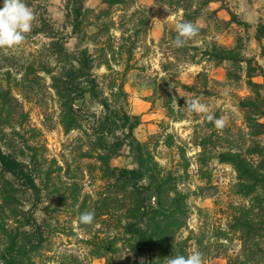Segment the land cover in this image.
<instances>
[{
	"label": "rangeland",
	"instance_id": "obj_1",
	"mask_svg": "<svg viewBox=\"0 0 264 264\" xmlns=\"http://www.w3.org/2000/svg\"><path fill=\"white\" fill-rule=\"evenodd\" d=\"M70 1L25 0L26 4L31 3L28 7L35 15L31 32L26 34L20 46L0 49V87L12 90L25 116H16V130L7 129L1 144L6 152L29 161L35 154L32 149L37 151L39 172L36 173L40 177L37 181L43 190L40 200L18 186L23 209L26 212L35 209L34 242L39 243L41 235L43 237L41 249L32 256V264H112L110 243L113 238L118 239L120 248L113 261L134 264L137 258L125 246L129 237L124 235L122 227L112 220V214L99 217L103 212L100 207L103 206L106 181L102 179L97 160L83 158L91 149L89 138L82 131L65 133L50 76L39 71L41 80L27 93L17 85L33 61L40 69L49 62L51 38L43 33L35 34L43 21L54 27L59 38L66 41L68 37L70 49L76 47L78 38L73 37L67 18ZM135 3L133 8L131 5L114 8L110 19L116 22L128 20L137 9H147L152 20L148 35L137 38V49L131 60L127 56H117L113 65L122 72L129 67L125 87L129 95L127 110L142 120L135 137L167 172L174 175L178 191L187 198V226L180 231L175 243L178 250L182 249L178 253L185 250L188 256L198 251L203 255L204 264H234L245 256L241 233L231 229L233 218L250 203L239 194L240 182L235 168L222 164L219 156L221 153L241 152L252 164L258 165L260 155L251 156L248 149L258 144L264 152V137L247 135L246 114L241 109L243 101L257 96L248 84V61L253 60V67L259 65L264 70V42L261 44L256 39L258 26L264 23V0H224L211 6V11H221L219 19L226 24H221L219 30L216 27L211 29L206 42H202L205 36H198L199 47L205 49L216 42L243 62L217 63L208 56L199 55L195 63L183 65L179 71L180 80L192 90L169 89L175 97L184 99L181 106L180 103L174 104V116L165 107L163 95L155 93V84L166 76L163 65L175 62L174 56L178 53L174 50L170 32L176 30L183 12L161 6L157 0H135ZM85 6L97 12L107 9L102 0H86ZM229 11L236 15L239 24H227L232 20ZM138 18L127 25L129 35H134L133 23L138 24ZM89 19L96 26L101 24L100 28H105L107 23L96 22L94 15ZM242 23H248L250 27L246 28ZM200 25L206 27L202 22ZM87 31L90 36L82 42L83 46L97 57L98 64L103 62L102 51L107 52L112 66V45L118 51L122 47L119 28L113 26L104 30L99 37H96V27ZM166 32L168 38L162 41ZM173 70L169 75L174 73ZM108 73L104 65L96 71L99 76ZM252 81L264 85V75L257 73ZM260 96L264 99V90ZM194 98L208 106L207 113H188L186 101ZM88 107L98 116L103 112L99 105L89 102ZM208 115L223 117L225 127L217 130L214 122L207 119ZM114 164L132 166L126 154ZM85 211L95 213L91 225L79 222ZM103 247L108 250H101ZM256 251L247 256L254 255L253 262H264V256Z\"/></svg>",
	"mask_w": 264,
	"mask_h": 264
},
{
	"label": "trees",
	"instance_id": "obj_2",
	"mask_svg": "<svg viewBox=\"0 0 264 264\" xmlns=\"http://www.w3.org/2000/svg\"><path fill=\"white\" fill-rule=\"evenodd\" d=\"M85 2L86 0H71L67 6V18L72 28V35L78 38L76 47L70 49L67 44L68 37L65 38L66 41L64 38H59L54 27L49 22L43 21L35 34L43 33L51 38L49 62L40 69L33 61L23 75V80L17 85L27 93L28 89L32 91L34 83L41 80L39 71L50 76L51 88L58 97L61 124L65 133L68 135L74 131H82L89 138L91 149L83 155V158L97 160L102 179L106 181L107 187L102 193L103 206L100 207L103 212L99 217L112 214V220L115 219L122 227L124 235L129 237L128 245L125 246L133 251L134 257L137 258L134 264H167V259L174 255L186 256L185 250L178 253L182 249L178 250L175 243L180 231L187 226V198L178 191L174 175L167 172L146 146L135 137V131L142 124V120L140 116H133L127 110L129 95L125 87L129 67L122 72L116 70L113 65L117 56H127L130 60L134 57L137 38L148 35L152 22L151 14L147 9H137L131 13L128 20L116 22L113 18L110 19L112 10L130 5L133 8L136 4L135 0H102L107 9L99 12L87 9ZM157 2L161 6L182 11L180 22L190 21L199 29L198 34L188 40L183 47H174L178 53L174 56L175 62L170 61L163 65L166 76L155 84V93L163 95L165 107L169 114L174 116L176 113L174 104L180 103L181 106L184 99L175 97L169 89L181 87L188 92L192 90L182 85L180 80L179 71L183 65L195 63L199 55L208 56L217 63L243 61L234 56L235 53L219 46L216 42L210 43L205 49L199 47L197 42L198 36L201 35L205 36L202 42H206L211 29L216 27L219 30L221 24H226L219 19L218 15L221 11L210 10L213 4L222 3L224 0H157ZM230 14L232 20L227 24H239L236 15ZM90 15L96 17V22L101 20L107 22L105 28H100L102 26L99 23L98 26L91 23ZM136 17H139L138 24L133 23L132 29L135 33L129 35L130 29H126L127 25ZM200 22L206 27L201 26ZM242 24L246 28L250 27L248 23ZM92 26L97 29L96 37L113 26L119 28L122 47L118 51L112 45V66L107 52L102 51L103 62L98 64L97 57L88 47L83 46L82 42L90 36L87 30ZM225 27L228 28L226 25ZM176 36L177 31L172 30L170 38L174 41ZM167 38L166 32L162 41ZM256 39L263 44L264 23L258 26ZM248 62V84L254 88L257 96L243 101L241 109L246 114L249 130L247 135L261 138L264 137V122H262L264 99H261L260 94L264 90V85L254 83L252 78L257 73L264 75V70L259 65L253 67V60ZM103 65L107 67L109 73L99 76L96 71ZM171 70L174 73L169 75ZM89 102L103 109L100 116L90 111ZM20 107L12 90L0 87V233L2 237L0 264H32L33 254L37 253L43 244L42 235L39 243L34 242L36 233L34 231L37 226L33 217L35 209H30L29 212L23 209L24 204L18 189V186L23 187L25 192L40 200L43 190L37 181L40 178L36 173L39 172L37 151L32 149L35 154L29 161L20 159L14 153L6 152L1 144V141L5 140L7 129L16 130L14 126L16 116L25 117ZM248 153L251 156L260 155L261 160L258 165L252 164L241 152L221 153L219 161L235 168L240 182L239 194L250 203L233 218L231 229L241 233L245 256L243 260L234 264H263L264 262H253L254 255H247L257 250L256 252L264 256V152L257 144L248 149ZM123 154L131 160V167L114 164ZM11 222L15 225L12 226ZM110 244L112 264H116L113 257L120 251L118 239L113 238ZM101 250L108 249L103 247Z\"/></svg>",
	"mask_w": 264,
	"mask_h": 264
},
{
	"label": "clouds",
	"instance_id": "obj_3",
	"mask_svg": "<svg viewBox=\"0 0 264 264\" xmlns=\"http://www.w3.org/2000/svg\"><path fill=\"white\" fill-rule=\"evenodd\" d=\"M35 20L34 12L25 3V0H2L0 4V49H14L26 39V34L32 30ZM177 36L173 44L177 48L183 47L188 40L195 37L199 29L190 21L180 22L176 25ZM227 95V93H225ZM188 113H207L208 106L201 103L199 98L186 101ZM207 119L214 122L217 130L225 127L223 117L208 115ZM95 220L94 212H83L79 222L91 225ZM167 264H204L203 255L200 252H193L191 255H174L167 259Z\"/></svg>",
	"mask_w": 264,
	"mask_h": 264
}]
</instances>
